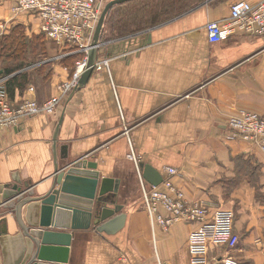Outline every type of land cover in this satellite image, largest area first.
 <instances>
[{"label": "crops", "instance_id": "0c3cea01", "mask_svg": "<svg viewBox=\"0 0 264 264\" xmlns=\"http://www.w3.org/2000/svg\"><path fill=\"white\" fill-rule=\"evenodd\" d=\"M143 1L131 0L132 6H126L127 32L121 35L111 26L101 33L95 63L108 59V72L93 69L53 114L0 128V192L15 183L24 190L28 184L24 197L46 192L54 155L69 164L94 162L101 176L118 180L115 200L126 214L125 224L111 235L92 227L74 231L68 264H156V255L170 264H190L186 239L197 223L177 221L166 231L152 230L129 158L132 149L139 162L162 176L165 166L174 167L172 181L189 202L233 212L238 242L210 249L206 264H223L219 258L225 253L237 264H264V148L225 138L227 119L239 110L264 117V34L236 30L224 41H208L205 24L228 18L236 0H189L195 4L156 24ZM165 1L175 11L188 0ZM12 2L0 0L4 29L17 21L11 19ZM24 22L35 24L32 19ZM49 52L47 87L40 94L33 85L39 103L58 95L57 85L82 57L74 45ZM6 77L0 76V85ZM27 96L26 88L16 90L11 100ZM25 206L21 218L26 223ZM2 217L7 234L0 240V264H9L24 238L14 214L5 213L0 204Z\"/></svg>", "mask_w": 264, "mask_h": 264}, {"label": "built area", "instance_id": "2783aa9c", "mask_svg": "<svg viewBox=\"0 0 264 264\" xmlns=\"http://www.w3.org/2000/svg\"><path fill=\"white\" fill-rule=\"evenodd\" d=\"M103 0H13L10 7L11 19L38 23L33 26L46 40L58 47L74 45L82 53L75 62L69 78L60 82L56 89L58 95L50 96L43 103L35 97L33 87L30 96L13 102L4 85H0V128L16 125L25 117L40 113L53 114L63 97L69 96L76 87L81 73L86 69L87 55L92 36L99 20ZM6 29V28H5ZM0 24V33L5 30ZM236 30L253 35L264 34V0L251 4L246 0H236L230 5L228 18L209 21L205 24L210 43L226 40ZM93 69L108 72V59L94 63ZM225 127L227 140L240 139L264 148V117L251 111L239 110L229 116ZM129 158L134 162L142 206L145 209L154 231L155 227L166 231L177 221L195 222L186 239V249L190 264H206L209 250L215 247L231 248L238 242L233 232L234 214L230 209L210 210L203 203L189 202L183 191L174 185L172 177L176 169L165 166V175L157 185H151L142 178L138 168L139 159L131 149ZM223 264H237L228 253L221 255ZM156 264H170L157 255Z\"/></svg>", "mask_w": 264, "mask_h": 264}, {"label": "water", "instance_id": "95a60500", "mask_svg": "<svg viewBox=\"0 0 264 264\" xmlns=\"http://www.w3.org/2000/svg\"><path fill=\"white\" fill-rule=\"evenodd\" d=\"M131 0H109L101 14L92 36L87 55L86 69L81 73L75 89L83 86L93 71L96 50L109 10ZM73 90V91H74ZM61 118L56 126L54 139ZM55 154V153H54ZM62 155L61 158H64ZM58 162L54 155V171L50 175L49 189L39 195L28 197L27 191L15 184H6L1 190V207L5 213L14 214V220L24 239H20L19 251L9 264H68L71 261V246L74 231L89 227L98 233L115 234L123 228L126 214L115 200L119 192L117 179L101 176L96 164L91 161ZM142 178L151 185L162 181V175L151 165L139 162ZM1 189V188H0ZM25 220L21 208L25 205ZM69 230V231H68ZM7 234V219L0 218V240Z\"/></svg>", "mask_w": 264, "mask_h": 264}, {"label": "trees", "instance_id": "16d2710c", "mask_svg": "<svg viewBox=\"0 0 264 264\" xmlns=\"http://www.w3.org/2000/svg\"><path fill=\"white\" fill-rule=\"evenodd\" d=\"M190 2L189 0L183 1L175 7V11L172 3L165 0H158L154 7L146 3L142 8H146L147 15L154 14L152 24H156L195 4ZM126 4L129 5L130 2L127 1ZM163 12L165 14L161 17ZM117 15L116 23L112 26L122 32L119 34L123 35L128 29L126 16L123 19L119 13ZM123 20L126 22L124 26H122ZM146 22L148 21L146 20ZM25 24L24 20L11 22L6 30L0 33V76H7L4 85L10 99L14 97L16 90L22 93L29 84H33L29 74L30 70L36 69L41 82H48L52 73V67L44 68V65L50 64V61L42 62V60L47 57L51 49L56 50L57 45L46 40L43 34L37 32L36 29L34 31L32 24Z\"/></svg>", "mask_w": 264, "mask_h": 264}, {"label": "rangeland", "instance_id": "374dc122", "mask_svg": "<svg viewBox=\"0 0 264 264\" xmlns=\"http://www.w3.org/2000/svg\"><path fill=\"white\" fill-rule=\"evenodd\" d=\"M109 0H103V4H102V6L106 3V2H108ZM158 0H145V1H143L142 2V4L143 3H148L149 5H151L152 7H154L156 4H155V2H157ZM142 4H137L138 5V7H141V5ZM126 2H123V3H120V4H117V5H115V6H113L110 10H109V12L107 13V16H106V19H105V22H104V26H103V29H102V32H104L105 30H107L108 28L110 29L111 28V26L113 25V24H115L116 23V20H117V17H118V13L121 15V16H123V19L125 18V11H126ZM119 6H121V7H119ZM130 6H132V3L130 4ZM118 8V9H117ZM169 11V10H168ZM122 26H124L125 24H126V22H125V20H123L122 21ZM38 26V23H36L35 22V24H33V26ZM101 32V33H102ZM53 53V52H52ZM52 53H49L48 55H47V57L48 56H51V54ZM44 58V60H42V62H47V61H50L51 59H49V58ZM42 58V57H41ZM43 59V58H42ZM104 60V59H103ZM102 61V60H101ZM49 67H51V65L50 64H46V65H44V68H49ZM72 71V70H71ZM29 74H30V77H31V82L33 83V84H29V86L26 88V90L28 91L29 90V88L30 87H33L34 88V86L33 85H35V87H36V89H38V91H39V93L41 94V93H43L41 90H45V88L47 87L46 85V81H44V82H41V80H40V77L38 76V74H37V71H36V69H33V70H30V72H29ZM34 91H35V89H34Z\"/></svg>", "mask_w": 264, "mask_h": 264}]
</instances>
